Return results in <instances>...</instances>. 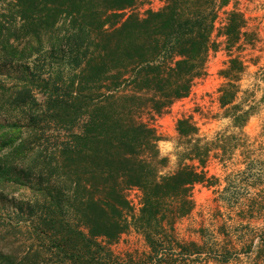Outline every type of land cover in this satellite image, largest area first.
<instances>
[{
    "label": "trees",
    "instance_id": "16d2710c",
    "mask_svg": "<svg viewBox=\"0 0 264 264\" xmlns=\"http://www.w3.org/2000/svg\"><path fill=\"white\" fill-rule=\"evenodd\" d=\"M3 1L15 20L14 31L9 26L5 30V20H0V36L8 33L5 42L12 59L19 55L18 47L10 43L14 32L22 34V40L16 34L13 37L23 50H42L43 37L48 38L51 55L63 50L57 81L51 77L42 80L39 93L47 106L44 114L67 138L55 144V158L50 155L43 164L39 155L33 158L38 170L32 191L45 203L48 189L43 173L55 168L66 170L65 189L62 192L55 186L49 190L51 204L44 206L42 217L37 218L42 226L39 239H54L64 264H109L101 256L105 248L97 239L112 243L128 230L132 208L125 191L138 188L143 194L142 208L131 220L141 225L149 247L157 253L158 239L166 234L162 219L174 220L191 210L190 188L203 183L205 174L184 167L173 175L159 176L155 168L159 137L141 115L145 109L161 114L172 101L188 96L194 78L203 75L218 0H168L162 11L126 19L122 12L137 0ZM219 3L223 8L229 0ZM233 29L230 22L228 41L239 36V29ZM32 83L34 78L24 74L14 95L19 108L31 109L38 103L30 90ZM60 87L67 90V98L60 96ZM129 87L135 92L129 94ZM232 95L230 90H222L221 106L229 105ZM37 112L24 111L22 118L36 126L40 122ZM20 128L18 123L7 126L0 136V151L17 143ZM177 131L187 137L195 128L188 120H180ZM65 203L68 213L75 209L79 220L76 227L67 222L64 229L62 220L60 231L54 216ZM17 261L0 252V264Z\"/></svg>",
    "mask_w": 264,
    "mask_h": 264
},
{
    "label": "rangeland",
    "instance_id": "374dc122",
    "mask_svg": "<svg viewBox=\"0 0 264 264\" xmlns=\"http://www.w3.org/2000/svg\"><path fill=\"white\" fill-rule=\"evenodd\" d=\"M216 4L203 75L194 78L188 96L172 101L161 114L145 109L141 115L159 137L155 167L159 176L189 167L203 172L205 181L190 188L192 205L187 214L169 220L170 225L168 219H162L166 234L158 239L157 253L149 247L141 225L131 220L140 214L142 191L128 188L125 197L132 208L130 227L112 243L97 239L105 248L101 256L109 264H264V0H229L223 8H219V0ZM167 6L168 0H137L122 12L123 19L130 15L144 18L148 12ZM9 9L0 0V16H5L0 20H5V30L9 26L14 31ZM230 22L233 32L239 29V36L228 41ZM15 34L22 40L21 33L9 36L19 51L14 59L5 42L8 33L0 36V136L8 125L21 126V136H13L17 143L0 151V252L16 258L17 264H64L54 239H39L42 226L37 218L42 217L44 206L51 204L49 190L55 186L62 192L65 189L66 170H44V187L48 189L45 203L32 191L38 170L33 158L39 155L42 164L50 155L55 158V144L67 138V133L54 127L44 114L47 106L39 93L42 80H55L63 64V50L51 55L47 37L42 39V50H23L22 43H14ZM232 60L236 64L232 65ZM24 74L34 78L30 90L38 103L31 109L14 103ZM224 89L233 95L231 103L223 107L219 99ZM128 90L129 94L135 92L131 87ZM59 94L67 98L68 92L60 87ZM31 110L39 113L36 126H29L22 118V112ZM180 120H188L195 131L180 136ZM61 205L54 216L60 223L56 228L62 230V220L63 229L67 222L76 227L79 216L75 209L68 213V204ZM162 214L168 216L167 211Z\"/></svg>",
    "mask_w": 264,
    "mask_h": 264
}]
</instances>
